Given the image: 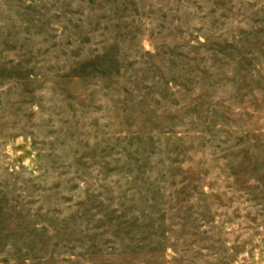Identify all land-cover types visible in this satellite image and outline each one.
Returning <instances> with one entry per match:
<instances>
[{
	"label": "rangeland",
	"instance_id": "1",
	"mask_svg": "<svg viewBox=\"0 0 264 264\" xmlns=\"http://www.w3.org/2000/svg\"><path fill=\"white\" fill-rule=\"evenodd\" d=\"M0 264H264V0H0Z\"/></svg>",
	"mask_w": 264,
	"mask_h": 264
}]
</instances>
